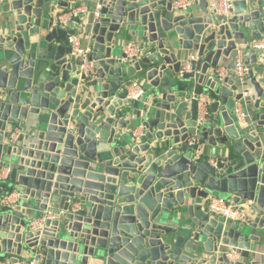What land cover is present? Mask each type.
Wrapping results in <instances>:
<instances>
[{"label": "water", "instance_id": "95a60500", "mask_svg": "<svg viewBox=\"0 0 264 264\" xmlns=\"http://www.w3.org/2000/svg\"><path fill=\"white\" fill-rule=\"evenodd\" d=\"M82 1L4 0L0 199H15L0 200V264H264V77L250 67L264 59V48H250L264 38V0H232L231 15L215 14L210 0L185 9L85 0L75 12ZM67 12L75 14L63 26ZM76 32L91 78L69 56ZM129 41L139 46L132 57ZM238 43L249 95L216 73ZM134 81L143 92L130 99ZM219 194L249 220L211 210Z\"/></svg>", "mask_w": 264, "mask_h": 264}, {"label": "built area", "instance_id": "2783aa9c", "mask_svg": "<svg viewBox=\"0 0 264 264\" xmlns=\"http://www.w3.org/2000/svg\"><path fill=\"white\" fill-rule=\"evenodd\" d=\"M192 0H173V6L180 9H185L189 5L192 4ZM4 4V0H0V10L2 5ZM210 9L217 15H231L233 10L232 0H210L209 1ZM100 9L99 5L93 10L95 16H98V11ZM76 10L75 12H77ZM79 11H84L81 9ZM74 12H67L63 13L58 16V20L61 25L66 26L68 21L72 19L74 16ZM68 44L70 46V53L69 56L75 57L79 61L80 68L86 73V75L91 78L95 74V66L94 62L88 59L89 49L86 47L82 39L79 35H69L68 37ZM250 48L253 49H263L264 48V38L261 39H254L250 43ZM124 53L128 56H134L138 54L139 46L137 43L133 41L127 42L123 47ZM185 68L189 67L188 61L184 63ZM249 66L245 63V49L243 47H236L235 51H233V65L231 68H219L216 69L217 76L222 79L227 75H231L239 82H245L248 76ZM143 90L139 83L133 82L127 89V97L130 99H137L141 96ZM246 94V92H244ZM198 108V116L197 121L203 122L206 114H207V104L204 99H199L197 103ZM234 112L237 118L244 124V119L246 117V111L242 108L240 103H237ZM140 133V129L134 130V134L138 135ZM20 132L19 130H14L11 132L10 138L13 141L18 139ZM188 143L192 146L198 144V139L195 135L188 139ZM213 165H216L214 161H212ZM6 175L7 170H3L2 172ZM15 195L13 194H6L1 197V202L3 204H7L9 202L14 201ZM208 206L211 210L219 213L220 215L224 216L227 219H231L238 222H245L249 220L248 212L241 207V205L235 204L230 199L226 197H211L208 201ZM33 225H37L38 221L35 220L32 222ZM228 256L232 259L237 258V253L235 249H230L228 251ZM21 264H30L28 262H22Z\"/></svg>", "mask_w": 264, "mask_h": 264}, {"label": "crops", "instance_id": "0c3cea01", "mask_svg": "<svg viewBox=\"0 0 264 264\" xmlns=\"http://www.w3.org/2000/svg\"><path fill=\"white\" fill-rule=\"evenodd\" d=\"M75 10H81V9H88V4L86 3V1H82L81 3H79V5H77L76 7H74ZM5 10V7H4V4L2 5V8L0 10V14ZM77 11V12H78ZM74 35H79L80 37L82 36V33L81 32H76ZM237 47H243L244 48V43H238L237 44ZM246 52V51H245ZM223 64H220L217 69L219 68H226V69H229L232 67L233 65V53L231 54V56L229 58H225L222 60ZM251 69L254 73V75L256 76V78H260V77H264V59L261 63H257V64H251ZM249 67V68H250ZM134 82H137V81H134ZM138 83V82H137ZM237 83H239V86L241 88V90L245 91L246 90V94H252L253 93V86L250 84V79L249 77L247 76L246 78V81L245 82H239L237 80ZM243 83H246L244 86H243ZM19 130V132L21 133V129L19 127H15L13 129L14 130ZM4 170H6V168H4ZM213 197H223L222 194H219L217 196H213ZM244 208V207H243ZM264 254V253H263ZM261 259L264 260V256H261ZM22 262H25V261H22ZM21 262V263H22Z\"/></svg>", "mask_w": 264, "mask_h": 264}, {"label": "rangeland", "instance_id": "374dc122", "mask_svg": "<svg viewBox=\"0 0 264 264\" xmlns=\"http://www.w3.org/2000/svg\"><path fill=\"white\" fill-rule=\"evenodd\" d=\"M223 195V194H222ZM223 197H226L225 195H223Z\"/></svg>", "mask_w": 264, "mask_h": 264}]
</instances>
